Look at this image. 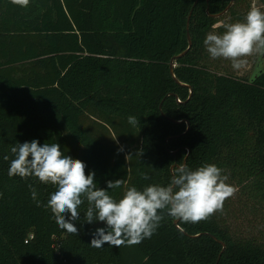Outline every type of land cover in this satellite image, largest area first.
<instances>
[{
  "label": "trees",
  "instance_id": "trees-1",
  "mask_svg": "<svg viewBox=\"0 0 264 264\" xmlns=\"http://www.w3.org/2000/svg\"><path fill=\"white\" fill-rule=\"evenodd\" d=\"M196 1L30 0L24 8L0 0V264H264V238L231 223L234 197L264 213V58L239 76L214 65L203 45L251 0H234L219 17L232 0ZM188 31L192 47L174 72L191 98L170 68ZM33 139L83 161L100 188L117 179L166 185L174 163H214L237 195L198 223L165 215L139 244L92 247L106 225L85 222L87 202L69 233L47 207L52 185L9 177L11 147Z\"/></svg>",
  "mask_w": 264,
  "mask_h": 264
},
{
  "label": "clouds",
  "instance_id": "clouds-1",
  "mask_svg": "<svg viewBox=\"0 0 264 264\" xmlns=\"http://www.w3.org/2000/svg\"><path fill=\"white\" fill-rule=\"evenodd\" d=\"M11 3L26 8L30 0ZM217 27L224 31H216ZM203 45L211 59L229 61L234 70L245 69L249 57L264 58V11L253 6L243 21L214 25ZM128 123L135 127L139 121L129 116ZM10 151L14 158L10 161L9 177L25 180L34 177L54 187L47 207L61 229L78 232L74 222L80 219L79 209L87 202L85 222L106 225L93 234L91 246L96 248L105 243L116 247L139 244L155 233L165 215L187 223L206 220L222 211L225 200L237 191L228 183L224 170L214 163H204L195 169L186 163H174L166 185L150 184L140 189L130 186L125 179H117L108 181L105 189L97 186L94 171L86 174V164L62 152L57 142L43 145L36 139L17 142ZM3 159L9 160V156ZM141 175L149 179L146 174ZM29 188L31 198L39 205L36 189L32 185ZM109 189H121L120 198L110 194Z\"/></svg>",
  "mask_w": 264,
  "mask_h": 264
},
{
  "label": "rangeland",
  "instance_id": "rangeland-1",
  "mask_svg": "<svg viewBox=\"0 0 264 264\" xmlns=\"http://www.w3.org/2000/svg\"><path fill=\"white\" fill-rule=\"evenodd\" d=\"M253 6L259 7L262 11H264V4H262L259 0H251L249 8H244L242 10L243 17L238 19L232 14L227 13L226 18H224L223 21L228 23L243 21L245 15ZM210 60L221 70H228L230 72L238 74L239 76H243L249 74L253 70L254 62L257 60V56L249 57L248 66L245 69L241 70H234L231 66V63L223 59L213 60L210 58ZM236 195L237 194L235 193V196ZM233 199L234 200H232V203L234 215H231L232 228L237 230V232L245 237L264 238V213H260V209L253 208V201L245 196L242 200H240L239 197H234Z\"/></svg>",
  "mask_w": 264,
  "mask_h": 264
},
{
  "label": "water",
  "instance_id": "water-1",
  "mask_svg": "<svg viewBox=\"0 0 264 264\" xmlns=\"http://www.w3.org/2000/svg\"><path fill=\"white\" fill-rule=\"evenodd\" d=\"M197 1H198V0H197ZM197 1L195 2L194 6L196 5ZM233 3H234V0H232V1L230 2V4H229V5H228V6H227L222 12L217 13V14H214V16L219 17V16L225 14V13L230 9V7L232 6ZM192 11H193V9L191 10L190 13H192ZM188 38H189V46H188V48H187L186 50H184L183 52H181L180 54H177V55H175V56L172 57V59H171V63H170V68H171L172 76L174 77V79H175L178 83L190 87L189 84L180 81V80L177 78V76L175 75V72H174L175 62H176L180 57L184 56V55H185V54L191 49V47H192V40H191V36H190L189 31H188ZM170 94H172V93H170ZM192 95H193V88L190 87V96H189V98H191ZM179 101H180V99H179ZM176 122L180 123V122H182V120H176ZM188 129H189V123H188ZM172 153H174V151H172ZM175 222H178V220H175ZM198 235H200V234H198ZM193 236H196V235H193ZM219 241L223 244V249H222V251H221V254H222V253L225 251V249H226V244H225L223 241H221V240H219Z\"/></svg>",
  "mask_w": 264,
  "mask_h": 264
}]
</instances>
